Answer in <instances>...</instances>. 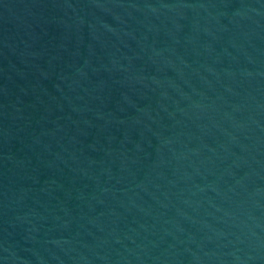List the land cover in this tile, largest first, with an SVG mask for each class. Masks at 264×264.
<instances>
[{"label": "water", "instance_id": "95a60500", "mask_svg": "<svg viewBox=\"0 0 264 264\" xmlns=\"http://www.w3.org/2000/svg\"><path fill=\"white\" fill-rule=\"evenodd\" d=\"M0 264H264V0H0Z\"/></svg>", "mask_w": 264, "mask_h": 264}]
</instances>
